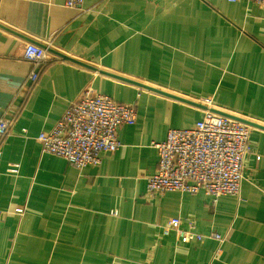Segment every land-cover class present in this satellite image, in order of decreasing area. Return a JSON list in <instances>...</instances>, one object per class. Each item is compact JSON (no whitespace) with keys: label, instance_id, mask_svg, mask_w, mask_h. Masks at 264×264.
<instances>
[{"label":"crops","instance_id":"obj_1","mask_svg":"<svg viewBox=\"0 0 264 264\" xmlns=\"http://www.w3.org/2000/svg\"><path fill=\"white\" fill-rule=\"evenodd\" d=\"M28 43L47 48L32 84ZM88 86L135 105L121 147L82 169L42 153ZM251 125L239 196L147 194L153 142L205 113ZM0 264H264V9L247 0H0ZM19 165L18 173L10 171ZM181 227L225 237H180Z\"/></svg>","mask_w":264,"mask_h":264},{"label":"built area","instance_id":"obj_2","mask_svg":"<svg viewBox=\"0 0 264 264\" xmlns=\"http://www.w3.org/2000/svg\"><path fill=\"white\" fill-rule=\"evenodd\" d=\"M83 1L66 0V5L79 7ZM247 1L264 9V0ZM23 55L33 64L30 79L34 84L46 62L47 48L28 43ZM194 101L206 107L204 116L192 127L169 129L164 141L152 143L158 152V166L147 177V194L203 191L214 200L224 195L239 196L245 179L244 160L251 125L216 112L210 98L201 97ZM136 121L135 105L116 102L88 86L77 100L70 103L51 130L39 134L38 141L42 153L60 156L75 168L82 169L88 165H99L103 154L117 151L121 147L117 135L119 127L133 125ZM12 125V118H0V157L2 142ZM18 167L13 165L10 171L17 174ZM3 214L0 211V219ZM166 226L188 239L209 237L220 243L225 239L219 233L204 235L185 230L179 217L168 220Z\"/></svg>","mask_w":264,"mask_h":264},{"label":"rangeland","instance_id":"obj_3","mask_svg":"<svg viewBox=\"0 0 264 264\" xmlns=\"http://www.w3.org/2000/svg\"><path fill=\"white\" fill-rule=\"evenodd\" d=\"M204 98H206V97H204Z\"/></svg>","mask_w":264,"mask_h":264}]
</instances>
